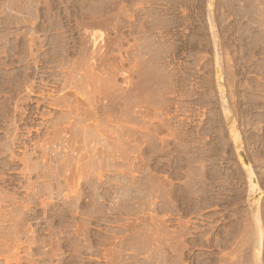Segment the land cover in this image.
<instances>
[{"label":"rangeland","instance_id":"374dc122","mask_svg":"<svg viewBox=\"0 0 264 264\" xmlns=\"http://www.w3.org/2000/svg\"><path fill=\"white\" fill-rule=\"evenodd\" d=\"M0 264H264V0H0Z\"/></svg>","mask_w":264,"mask_h":264},{"label":"bare ground","instance_id":"6f19581e","mask_svg":"<svg viewBox=\"0 0 264 264\" xmlns=\"http://www.w3.org/2000/svg\"><path fill=\"white\" fill-rule=\"evenodd\" d=\"M244 163V162H243Z\"/></svg>","mask_w":264,"mask_h":264}]
</instances>
